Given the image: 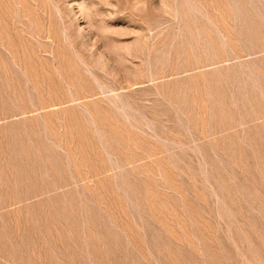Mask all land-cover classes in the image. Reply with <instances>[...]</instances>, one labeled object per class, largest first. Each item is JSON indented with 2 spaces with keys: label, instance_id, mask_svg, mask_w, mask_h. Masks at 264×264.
<instances>
[{
  "label": "rangeland",
  "instance_id": "obj_1",
  "mask_svg": "<svg viewBox=\"0 0 264 264\" xmlns=\"http://www.w3.org/2000/svg\"><path fill=\"white\" fill-rule=\"evenodd\" d=\"M0 264H264V0H0Z\"/></svg>",
  "mask_w": 264,
  "mask_h": 264
}]
</instances>
